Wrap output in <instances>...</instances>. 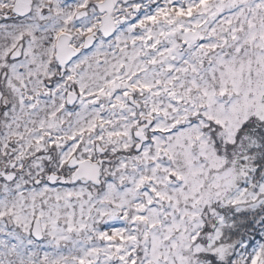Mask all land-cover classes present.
I'll use <instances>...</instances> for the list:
<instances>
[{"label":"snow or ice","instance_id":"1","mask_svg":"<svg viewBox=\"0 0 264 264\" xmlns=\"http://www.w3.org/2000/svg\"><path fill=\"white\" fill-rule=\"evenodd\" d=\"M0 264H264V0H0Z\"/></svg>","mask_w":264,"mask_h":264}]
</instances>
